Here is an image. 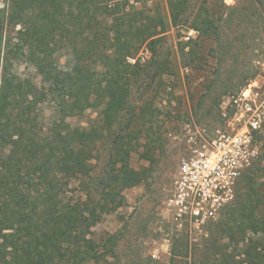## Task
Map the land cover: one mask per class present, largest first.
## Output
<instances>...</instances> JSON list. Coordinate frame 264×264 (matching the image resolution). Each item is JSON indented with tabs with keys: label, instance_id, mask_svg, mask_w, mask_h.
<instances>
[{
	"label": "rangeland",
	"instance_id": "374dc122",
	"mask_svg": "<svg viewBox=\"0 0 264 264\" xmlns=\"http://www.w3.org/2000/svg\"><path fill=\"white\" fill-rule=\"evenodd\" d=\"M12 1L0 0L3 40L15 38L21 27L18 23L13 25L9 22L17 14L12 8L15 3ZM226 2L231 4L223 0L212 1V10L224 8L223 17L227 19L220 30L223 42L229 43L228 54L222 58L210 54L216 46L213 39L201 40L197 33L186 41V33L195 31L190 27L191 21L173 25L167 0H115L111 15L99 11L94 22L90 21V27H80L84 28V35L83 40H76L78 48L93 41L91 34L94 29L99 35V45L106 47L107 36L103 34L110 28L114 29V25H119L121 32L131 41L132 56H128L126 61L130 65L138 64L140 72L130 81L125 109L118 116L113 130L121 133L127 120L131 122V133L141 130L140 145L136 148V143H133L136 149L130 152L129 165L134 170L147 168L149 172L140 185L122 192L124 201L121 207L104 215L89 230L88 236L100 245L101 255L96 264H220L222 254L227 258L233 255L239 261L247 247H252L258 240V233L250 229L241 237L238 234L239 225L246 223L237 215L232 219L231 215L228 216L240 194L250 196L245 177L253 179L255 187L263 184L264 188V133L257 137L259 158L238 179L234 200L221 211L215 222L195 234L196 241H190L187 227L178 228L169 223L164 212L165 200L179 162L184 126L195 122L212 135L230 113L229 109L222 110L226 98L239 93L258 74L254 61L264 49V0ZM198 3L195 5L192 0L186 14L193 15ZM85 22L83 18L82 24ZM111 36L112 31H109L108 38ZM154 40L157 42L152 45ZM11 43L16 44V40L12 39ZM42 47L57 67L65 72L74 74V68H77L94 74L101 70L102 64L89 67L88 63L77 62L71 49H68L67 41L59 33L44 38ZM11 72L20 79H27L40 91L48 87V81L26 61H13ZM80 84L77 82V87ZM56 102L49 97L37 106L35 115L38 134L58 144L71 142L76 130L100 126L102 122L100 112L103 105L79 110L71 105L59 106ZM142 112L144 115L139 116ZM149 128L157 134H150L154 137V142L149 145L153 151L152 159H142L141 154L148 150ZM110 145V139L97 145V158L91 161L92 177L106 171L105 158ZM92 185L90 178L75 181L69 184L67 196L76 199L89 192ZM251 200L253 206L255 198L251 197ZM255 215L264 216V203L257 207ZM14 221L13 216L0 214V234L13 231L16 226ZM226 222L232 227V233L228 235L235 236L233 241L227 235L222 237L218 228ZM237 237L239 241L236 243ZM109 249L111 252L107 251ZM19 264L25 262L20 261Z\"/></svg>",
	"mask_w": 264,
	"mask_h": 264
},
{
	"label": "trees",
	"instance_id": "16d2710c",
	"mask_svg": "<svg viewBox=\"0 0 264 264\" xmlns=\"http://www.w3.org/2000/svg\"><path fill=\"white\" fill-rule=\"evenodd\" d=\"M13 1L12 8L17 14L9 22L21 26L15 38L3 40L4 26L0 19V48L3 47L0 214L13 216L16 226L13 231L0 234V264H19L20 261L25 264H96L101 255L100 245L88 236L89 230L104 215L121 207L124 201L122 192L140 185L149 173L147 168L134 170L129 165L130 152L140 145L141 130L131 133L129 120L121 133L113 130L114 123L125 109L130 81L140 72L139 65L127 63L126 58L132 56L131 41L121 32L119 25L104 32L106 47L99 45L95 29L91 34L93 41L86 42L83 48L76 44L78 38L83 40L84 28L80 27H90L99 11L111 15L115 0ZM191 1L167 0L171 23L186 24L190 19V27L199 33L201 40L215 41L216 46L210 54L222 58L229 45L220 36L222 24L227 22L223 17L224 8L212 10L214 0H194L195 5L199 2L196 12L186 14ZM83 18L87 21L84 24ZM109 31L112 36L108 38ZM53 33L64 37L77 62L88 63L89 67L102 64L100 72L87 74L74 68L72 74L60 70L42 47L44 38ZM12 39L16 44L11 43ZM156 42L154 40L151 44ZM18 60L32 64L48 81L44 91L11 72L13 61ZM77 82L82 84L77 87ZM49 97L57 100L59 106L71 105L79 110L103 105L100 126L76 130L69 143L58 144L47 136H40L35 111ZM151 133L157 135L152 128L148 129V150L141 154L142 159H152L153 151L149 145L154 142V137H150ZM106 139L111 143L105 158L106 171L92 177L91 161L97 158L95 150ZM88 178L93 184L89 192L76 199L67 196L69 184ZM245 178L255 204L252 206L251 197L242 193L230 208L228 217L231 215L232 219L237 215L246 223L239 225L241 237L247 229L258 233L259 237L252 247H247L242 259L236 261L235 256L227 258L222 254L220 264H264V216L255 215L257 207L264 203V188L263 184L255 187L253 179ZM218 228L222 237L227 235L230 241L234 240L235 236L228 235L232 233V227L227 222ZM107 251L111 252L110 249Z\"/></svg>",
	"mask_w": 264,
	"mask_h": 264
},
{
	"label": "built area",
	"instance_id": "2783aa9c",
	"mask_svg": "<svg viewBox=\"0 0 264 264\" xmlns=\"http://www.w3.org/2000/svg\"><path fill=\"white\" fill-rule=\"evenodd\" d=\"M186 35L188 41L197 32ZM254 66L257 77L226 98L222 110L229 109L230 113L212 135L195 122L184 126L164 212L169 223L188 228L190 241H196L195 234L215 222L234 200L238 179L259 157L257 137L264 133V49Z\"/></svg>",
	"mask_w": 264,
	"mask_h": 264
},
{
	"label": "bare ground",
	"instance_id": "6f19581e",
	"mask_svg": "<svg viewBox=\"0 0 264 264\" xmlns=\"http://www.w3.org/2000/svg\"><path fill=\"white\" fill-rule=\"evenodd\" d=\"M227 1V0H226Z\"/></svg>",
	"mask_w": 264,
	"mask_h": 264
}]
</instances>
